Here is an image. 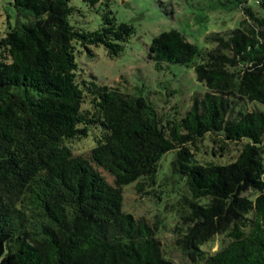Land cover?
I'll return each instance as SVG.
<instances>
[{
	"label": "trees",
	"instance_id": "1",
	"mask_svg": "<svg viewBox=\"0 0 264 264\" xmlns=\"http://www.w3.org/2000/svg\"><path fill=\"white\" fill-rule=\"evenodd\" d=\"M70 1L12 0L16 23L0 36L1 264H176L160 219L124 210L122 195L130 183L144 193L169 151L182 182L169 231L188 263L264 264V0H237V26L208 33L210 46L176 29L151 39L154 69L191 67L205 87L182 110L78 79L80 47L119 55L134 26L109 9L97 28L77 27ZM93 128L94 145L73 154L67 141Z\"/></svg>",
	"mask_w": 264,
	"mask_h": 264
},
{
	"label": "rangeland",
	"instance_id": "2",
	"mask_svg": "<svg viewBox=\"0 0 264 264\" xmlns=\"http://www.w3.org/2000/svg\"><path fill=\"white\" fill-rule=\"evenodd\" d=\"M70 5L76 8L70 22L86 30L97 28L102 13L109 9L119 22L134 26L133 34L119 55L109 56L100 44L90 47L91 54L80 47L75 59L78 79L91 80V75L96 83L118 86L123 91H131L134 86L158 107L164 105L168 108L176 103L181 110L189 103L191 94H203L205 87L195 80L191 67L170 64L160 70L154 69L146 54L151 39L163 30L176 29L188 41L201 47L210 46L205 41L208 33L236 27L241 18L237 0H110L107 6L102 3L90 6L81 0H71ZM13 7L12 0H0V36H4L16 23ZM82 106L89 108V101L86 100ZM247 106L251 108L250 104ZM99 134L100 130L93 128L87 137L67 141V146L73 154L85 155ZM171 159L172 151L165 153L155 176L151 180H141L144 193L137 191V183L123 186V206L124 210L136 216L142 215L148 222L159 218L157 234L164 253L176 264H189L169 231L172 214L166 204L172 202L174 192L182 184L181 179L169 169ZM102 173L111 181L107 173ZM221 239V235L216 236L211 249L215 250ZM4 261L0 259V264Z\"/></svg>",
	"mask_w": 264,
	"mask_h": 264
}]
</instances>
